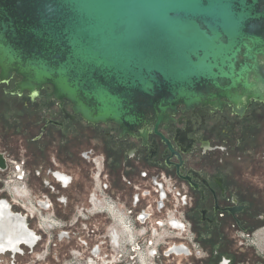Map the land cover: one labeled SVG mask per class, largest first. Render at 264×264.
<instances>
[{
  "label": "water",
  "instance_id": "1",
  "mask_svg": "<svg viewBox=\"0 0 264 264\" xmlns=\"http://www.w3.org/2000/svg\"><path fill=\"white\" fill-rule=\"evenodd\" d=\"M146 142L177 109L264 102V0H0V82ZM5 167L0 154V168Z\"/></svg>",
  "mask_w": 264,
  "mask_h": 264
},
{
  "label": "flooded vegetation",
  "instance_id": "2",
  "mask_svg": "<svg viewBox=\"0 0 264 264\" xmlns=\"http://www.w3.org/2000/svg\"><path fill=\"white\" fill-rule=\"evenodd\" d=\"M19 80L14 75L7 83L0 82L1 132L12 130L11 136L17 139L31 136L39 149L48 139L59 140V149L72 140L81 146L87 139L86 150L77 152L88 154L91 161L99 153L98 181L107 182L103 184L106 192L153 221L173 214L192 232L191 241L203 248L209 264H236L235 255L226 246L230 236H236L237 240L232 237L238 242L264 223V214L253 209L264 205V168L240 166L253 155L264 158V102L251 101L242 114L225 100L221 107L179 105L167 121L151 126L145 142L142 137L123 133L115 123L84 121L74 114L69 101L49 96L50 86L40 89L34 98L27 91L8 93ZM53 155V167L36 168L33 174L41 179L44 191L57 200L64 199L67 205L69 196L60 192L71 186L73 177L57 167ZM258 170L257 184L262 188L247 177L248 171ZM43 173L46 177L41 178ZM82 192L86 203L88 195ZM7 205L11 215L24 219L26 229L35 235L26 217ZM27 205L24 208L28 209ZM93 206L103 208L96 201ZM28 210L33 212V208ZM57 226L56 220L46 217L44 228ZM35 237L36 242L39 238ZM255 237L264 241V230ZM22 245L5 248L0 254L20 252Z\"/></svg>",
  "mask_w": 264,
  "mask_h": 264
},
{
  "label": "built area",
  "instance_id": "3",
  "mask_svg": "<svg viewBox=\"0 0 264 264\" xmlns=\"http://www.w3.org/2000/svg\"><path fill=\"white\" fill-rule=\"evenodd\" d=\"M0 154L5 162V167L0 168V202L9 203L12 211L16 205L21 208H24V204L33 205V212L24 216L27 221L36 220L39 223L38 232L47 238V247L36 251L42 242V235L35 232L39 239L34 245L23 247L17 253L3 252L0 254V263L2 257L9 256V264H17L16 257L26 253L33 254V264H181L178 261L180 259L194 257L203 260L206 255L198 243L191 241L192 232L178 217L168 213L165 219L153 221L143 211L137 212L136 208L107 195L105 185L98 181L101 168L98 159H92L97 168L94 183L96 192L89 193L86 200L92 210L82 206L69 221L68 227L58 222L59 226L46 229V217L54 220V205H66L64 199L57 200L48 192L34 199L28 185L30 170L26 158L23 155L13 156L4 150H0ZM85 156L89 158L88 154ZM2 194L8 196L11 203ZM93 201L103 208H95ZM99 215H103L109 224L104 231H96L87 225L91 218ZM77 223L81 224V230L75 231L73 228ZM167 226L171 231L164 230ZM55 239L57 243L65 242L67 245L60 250L53 241ZM72 240L75 245L69 247Z\"/></svg>",
  "mask_w": 264,
  "mask_h": 264
},
{
  "label": "rangeland",
  "instance_id": "4",
  "mask_svg": "<svg viewBox=\"0 0 264 264\" xmlns=\"http://www.w3.org/2000/svg\"><path fill=\"white\" fill-rule=\"evenodd\" d=\"M1 125V124H0ZM12 130H9L6 132L0 131V150L7 151L13 156L23 155L29 166L30 170V176H29V189L32 193L33 198H38L42 194L46 193V191L43 190V187L40 185L41 179H36L34 177V172L36 168L43 169L47 167H53L52 165V157L54 156L53 153L56 155V164L57 167L60 170H63L70 174L73 177V183L71 186L65 191L60 192L63 193L66 197L69 196V202L67 205L56 203L54 205V215L57 222L60 223L62 226L65 224L68 227L69 221L72 219V217L76 214L77 210L82 207L86 206L88 210H92V207L89 206V204L83 203L85 200V197L82 199V191L85 192V196L89 195L91 192H96L95 189V174L96 170L95 165L93 162L85 156V153L81 155L78 154L77 151L86 150V147L89 146V141L87 139L83 140L81 143L82 145H79V142L72 140L70 145H66V148L59 149L60 141L56 140V142L49 141L50 139L46 140L45 145L43 144L40 149L38 146L34 145L31 141L28 135H26L22 139H18L11 136ZM7 134V136H5ZM73 139V138H72ZM93 143V142H92ZM92 145V144H91ZM56 150L57 152H55ZM59 150V151H58ZM253 154V153H252ZM83 156V157H82ZM95 157V156H94ZM246 158V157H245ZM94 159H98L100 161V166H102V158L97 154V156ZM244 160V159H243ZM246 162L241 163L240 166L244 167H261L264 168V158L258 157L256 155L253 158L248 157L245 159ZM239 165V164H237ZM39 166V167H38ZM42 167V168H41ZM250 174L247 175L248 178H252V181L254 182L257 187L262 188L260 184H257L258 180L257 177L260 174V170L258 172L254 171H248ZM46 177L45 174H41V178ZM93 178V179H92ZM107 184V182L101 180V184ZM107 195L111 196V192H105ZM113 194V193H112ZM4 198L8 199V202L11 203V200L8 196H5V194H2ZM172 204V202H169ZM88 205V206H87ZM13 211L21 212V214H30L31 212L26 208H21L20 206H13ZM254 211H257L259 213L264 214V205H260L253 208ZM103 215L95 216L90 219L89 222H87V225L95 229L96 231H104L105 227L109 225L107 223V220ZM27 224L29 225L30 229L37 232V234L42 235V242L39 244V246L36 248V251H40L41 249H44L46 246V236L42 234L41 232H38L39 227L36 220L29 219L27 221ZM81 224L77 223L73 230L78 231L81 230L80 227ZM264 229V223L257 226L255 232L252 234H245L244 237L239 238L238 242L235 241L238 238L236 236H233V234L230 236L229 243L226 245L228 247V250L231 251V254L235 255V263L236 264H264V241L256 240V233H258V230ZM164 230L171 231L169 227L167 226ZM57 231V230H56ZM235 237V240L233 237ZM57 244V248L62 250L67 243H57L56 239L53 240ZM231 241V242H230ZM75 245V241L72 240L69 247H72ZM23 247L29 248L28 246L22 245ZM2 262L0 264H9V256L2 257ZM181 260V261H180ZM178 260L181 264H209V261L206 259V255L203 258V260H196L194 257H190L188 259H180ZM34 256L33 254H25L21 257H16V263L17 264H33Z\"/></svg>",
  "mask_w": 264,
  "mask_h": 264
},
{
  "label": "bare ground",
  "instance_id": "5",
  "mask_svg": "<svg viewBox=\"0 0 264 264\" xmlns=\"http://www.w3.org/2000/svg\"><path fill=\"white\" fill-rule=\"evenodd\" d=\"M32 210V205H27ZM35 235L26 229L24 219L13 217L5 201L0 202V251L19 243L30 245L35 242Z\"/></svg>",
  "mask_w": 264,
  "mask_h": 264
},
{
  "label": "trees",
  "instance_id": "6",
  "mask_svg": "<svg viewBox=\"0 0 264 264\" xmlns=\"http://www.w3.org/2000/svg\"><path fill=\"white\" fill-rule=\"evenodd\" d=\"M16 140H18V139H16Z\"/></svg>",
  "mask_w": 264,
  "mask_h": 264
}]
</instances>
